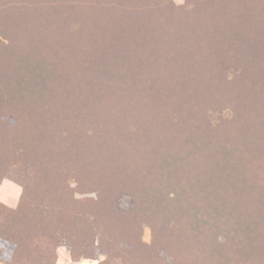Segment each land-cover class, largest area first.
<instances>
[{
    "label": "trees",
    "instance_id": "16d2710c",
    "mask_svg": "<svg viewBox=\"0 0 264 264\" xmlns=\"http://www.w3.org/2000/svg\"><path fill=\"white\" fill-rule=\"evenodd\" d=\"M9 168L0 264H264V0H0Z\"/></svg>",
    "mask_w": 264,
    "mask_h": 264
},
{
    "label": "rangeland",
    "instance_id": "374dc122",
    "mask_svg": "<svg viewBox=\"0 0 264 264\" xmlns=\"http://www.w3.org/2000/svg\"><path fill=\"white\" fill-rule=\"evenodd\" d=\"M178 5H181L184 3V0H175ZM28 174L21 170H17L14 168H9L7 177L2 181L0 184V199L4 202L13 203L14 205L10 207L17 208L21 194H22V183L27 180ZM84 198V197H80ZM144 239L146 242H151V234L149 231H145L144 233ZM3 255V251L0 250V256ZM103 257H99L98 259L94 260H87V261H93L95 264L99 263L100 260H102ZM86 260H80L79 262H75L72 259V256L70 254V250L68 246H62L58 249V262L57 264H84Z\"/></svg>",
    "mask_w": 264,
    "mask_h": 264
},
{
    "label": "crops",
    "instance_id": "0c3cea01",
    "mask_svg": "<svg viewBox=\"0 0 264 264\" xmlns=\"http://www.w3.org/2000/svg\"><path fill=\"white\" fill-rule=\"evenodd\" d=\"M1 202H3L4 204L8 205V206H13V203H9V202H4L3 200L0 199ZM84 264H95L93 261H86ZM97 264V263H96Z\"/></svg>",
    "mask_w": 264,
    "mask_h": 264
}]
</instances>
